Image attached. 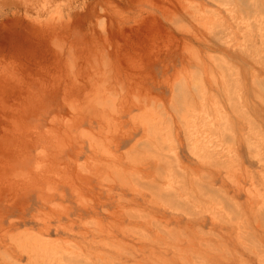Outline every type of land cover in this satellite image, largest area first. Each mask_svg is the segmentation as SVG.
Instances as JSON below:
<instances>
[{
  "label": "rangeland",
  "instance_id": "1",
  "mask_svg": "<svg viewBox=\"0 0 264 264\" xmlns=\"http://www.w3.org/2000/svg\"><path fill=\"white\" fill-rule=\"evenodd\" d=\"M263 8L0 0V264H264Z\"/></svg>",
  "mask_w": 264,
  "mask_h": 264
},
{
  "label": "bare ground",
  "instance_id": "2",
  "mask_svg": "<svg viewBox=\"0 0 264 264\" xmlns=\"http://www.w3.org/2000/svg\"><path fill=\"white\" fill-rule=\"evenodd\" d=\"M36 1H37V0H36ZM44 1H46V0H44ZM249 1H250V0H249ZM258 1H259V0H258ZM58 2H59V0H58ZM222 2H223V0H222ZM48 3H49V2H48ZM220 3H221V2H220ZM249 3H250V2H249ZM41 4H42V3H41ZM224 4H226V3H224ZM240 4H241V3H240ZM244 4H245V3H244ZM258 4H260V3H258ZM258 4H257V5H258ZM194 5H195V4H194ZM226 5H227V4H226ZM230 6H231V5H230ZM230 6H229V7H230ZM244 6H246V5H244ZM254 6H255V5H254ZM259 6H260V5H259ZM27 7H28V6H27ZM232 7H233V6H232ZM232 7H231V8H232ZM248 7H249V6H248ZM190 8H191V7H190ZM193 8H194V7H193ZM225 8H226V7H225ZM197 9H198V8H197ZM227 9H228V8H227ZM232 9H233V8H232ZM240 9H241V7H240ZM34 10H35V9H34ZM198 10H199V9H198ZM207 10H208V9H207ZM252 10H253V9H252ZM252 10H250V11H252ZM255 10H256V9H255ZM255 10H253V11H255ZM260 10H261V9H260ZM263 10H264V8H263ZM191 11H193V10L191 9ZM191 11H190V12H191ZM229 11H230V10H229ZM243 11H244V10H243ZM250 11H248V12H250ZM23 12H24V10H23ZM45 12H46V11H45ZM209 12H211V11H209ZM263 12H264V11H263ZM244 13H245V12H244ZM252 13H253V12H252ZM192 15H193V14H192ZM213 15L215 16V14H213ZM233 15H234V14H233ZM247 15H248V14H247ZM249 16H250V15H249ZM232 17H233V16H232ZM213 18H214V17H213ZM263 20H264V19H263ZM258 21H259V20H258ZM250 23H251V22H250ZM220 25H221V24H220ZM248 25H250V24H248ZM255 25H256V24H255ZM253 26H254V25H253ZM250 28H251V26H250ZM220 29H221V28H220ZM261 41H262V40H261ZM222 42H223V41H222ZM220 43H221V42H220ZM247 46H248V45H247ZM248 49H249V48H248ZM253 50H254V49H253ZM92 59H93V58H92ZM99 59H100V58H99ZM100 62H101V61H100ZM225 66H226V65H225ZM94 71H95V70H94ZM97 72H98V71H97ZM95 74H96V73H95ZM100 74H101V73H100ZM89 75H90V74H89ZM105 75H106V74H105ZM231 76H232V75H231ZM225 78H226V77H225ZM230 79H231V78H230ZM102 82H104V81H102ZM102 84H103V83H102ZM228 85H229V84H228ZM100 86H101V84H100ZM193 87H194V86H193ZM98 88H99V87H98ZM228 91H229V89H228ZM194 92H195V91H194ZM89 93H90V92H89ZM198 94H200V93H198ZM93 95H94V94H93ZM98 95H99V94H98ZM99 96H100V95H99ZM173 96H174V95H173ZM83 97H84V96H83ZM187 97H188V96H187ZM98 98H99V97H98ZM235 98H236V97H235ZM82 99H83V98H82ZM262 99H263V98H262ZM90 100H91V99H90ZM96 100H97V99H96ZM93 101H94V100H93ZM179 101H180V100H179ZM90 103H91V102H90ZM94 103H96V102H94ZM72 104H73V103H72ZM170 104H171V103H170ZM85 105H87V103H86ZM95 105H96V104H95ZM95 105H94V107H95ZM113 105H114V104H113ZM81 106H82V105H81ZM88 106H89V105H88ZM90 106H91V105H90ZM172 106H173V105H172ZM174 106H175V105H174ZM230 106H231V105H230ZM77 107H78V106H77ZM85 107H86V106H85ZM81 108H82V107H81ZM86 108H87V107H86ZM86 108H85V109H86ZM90 108H91V107H90ZM90 108H89V109H90ZM230 108H231V107H230ZM234 108H235V107H234ZM77 109H78V108H77ZM184 109H185V108H184ZM87 110H88V109H87ZM96 110H97V109H96ZM232 110H233V109H232ZM186 111H187V110H186ZM73 112H74V111H73ZM76 112H77V111H76ZM94 112H95V111H94ZM94 112H93V113H94ZM104 112H105V111H104ZM100 113L102 114V111H101ZM78 114H80V113H78ZM178 115H179V113H178ZM96 116H97V115H96ZM222 116H223V115H222ZM74 119H75V118H74ZM79 120H80V119H79ZM79 120H78V121H79ZM178 121H179V119H178ZM10 122H11V121H10ZM72 122H73V121H72ZM99 122H100V121H99ZM162 122H163V121H162ZM218 122H219V121H218ZM229 122H230V121H229ZM219 123H220V122H219ZM219 123H218V124H219ZM69 124H70V123H69ZM147 125H148V124H147ZM203 125H204V124H203ZM227 125H228V124H227ZM213 126H214V125H213ZM188 128H189V127H188ZM230 128H231V127H230ZM49 129H50V128H49ZM52 129H53V128H52ZM220 129H221V127H220ZM232 130H233V129H232ZM50 131H51V130H50ZM201 131H202V130H201ZM224 131H225V130H224ZM230 131H231V130H230ZM259 131H260V130H259ZM42 132H43V131H42ZM47 132H48V131H47ZM166 132H167V131H166ZM187 132H188V131H187ZM228 132H229V131H228ZM44 133H45V132H44ZM58 133H59V132H58ZM49 134H50V132H49ZM167 134H168V133H167ZM235 134H236V133H235ZM260 134H261V132H260ZM0 135H1V134H0ZM190 136H191V135H190ZM50 137H51V136H50ZM227 139H230V138H227ZM89 140H90V139H89ZM189 140H190V139H189ZM213 141H214V140H213ZM216 141H217V140H216ZM246 141H247V140H246ZM252 141H253V140H252ZM227 142H228V141H227ZM195 143H197V142H195ZM245 143H247V142H245ZM263 143H264V142H263ZM62 144H63V143H62ZM45 145H46V144H45ZM217 145H218V144H217ZM246 145H247V144H246ZM172 146H173V145H172ZM198 146H199V145H198ZM208 146H209V145H208ZM208 146H207V147H208ZM247 146H248V145H247ZM254 146H255V145H254ZM41 147H42V146H41ZM61 147H62V146H61ZM196 147H197V146H196ZM248 147H249V146H248ZM197 148H198V147H197ZM200 148H201V147H200ZM208 149H209V148H208ZM230 149H231V148H230ZM197 150H199V149H197ZM200 150H201V149H200ZM43 151H44V150H43ZM194 151H195V150H194ZM202 151H204V150H202ZM202 151H201V152H202ZM207 151H208V150H207ZM218 151H219V150H218ZM222 151H223V150H222ZM195 153H197V152H195ZM210 154H211V153H210ZM235 154H236V153H235ZM235 154H234V155H235ZM197 155H198V154H197ZM229 155H230V154H229ZM89 156H90V155H89ZM199 156H200V155H199ZM202 156H203V155H202ZM202 156H201V157H202ZM205 156H206V155H205ZM214 156H215V155H214ZM206 157H207V156H206ZM217 157H218V156H217ZM163 158H164V157H163ZM224 158H225V157H224ZM228 158H229V157H228ZM232 158H233V157H232ZM87 159H88V158H87ZM90 159H91V158H90ZM165 159H166V158H165ZM220 159H221V158H220ZM230 159H231V158H230ZM35 160H36V159H35ZM206 160H207V159H206ZM214 160H215V159H214ZM223 160H224V159H223ZM231 160H233V159H231ZM91 161H92V160H91ZM215 161H216V160H215ZM77 162H78V161H77ZM208 162H209V161H208ZM217 162H218V161H217ZM78 163H79V162H78ZM78 163L76 164L77 166H78ZM81 163H82V162H81ZM83 163H84V162H83ZM218 163H219V162H218ZM220 163H221V162H220ZM39 165H40V164H39ZM46 165H47V164H46ZM49 165H50V164H49ZM211 165H212V164H211ZM227 165H228V164H227ZM41 166H42V165H41ZM80 166H81V165H80ZM77 168H78V167H77ZM180 168H181V167H180ZM182 168H183V167H182ZM38 169H39V168H38ZM44 169H45V168H44ZM34 170H35V169H34ZM61 170H62V169H61ZM47 171H48V170H47ZM199 171H200V170H199ZM229 172H230V171H229ZM235 172H236V171H235ZM78 173H80V171H78ZM82 173H83V172H82ZM84 173H85V172H84ZM230 173H231V172H230ZM60 174H63V173H60ZM173 174H174V173H173ZM175 174H176V173H175ZM175 174H174V175H175ZM52 175H53V173H52ZM79 175H80V174H79ZM204 175H205V174H204ZM42 176H43V175H42ZM201 176H202V175H201ZM232 176H233V175H232ZM58 177H59V176H58ZM226 177H227V176H226ZM228 177H229V176H228ZM34 178H35V177H34ZM38 178H39V177H38ZM174 178H175V177H174ZM27 180H28V179H27ZM207 180H208V179H207ZM141 181H142V180H141ZM202 182H203V181H202ZM231 182H232V181H231ZM71 183H72V182H71ZM163 184H164V183H163ZM185 185H186V184H185ZM163 186H164V185H163ZM179 186H180V184H179ZM33 187H34V186H33ZM41 187H42V186H41ZM164 187H165V186H164ZM47 188H48V187H47ZM181 188H182V187H181ZM184 189H185V188H184ZM208 189H209V188H208ZM157 190H158V189H157ZM167 190H168V189H167ZM169 190H171V189H169ZM221 190H222V189H221ZM152 191H153V190H152ZM159 192H160V191H159ZM161 192H162V191H161ZM206 192H207V191H206ZM211 192H212V191H211ZM211 192H210V193H211ZM156 193H157V192H156ZM190 193H191V192H190ZM207 193H208V192H207ZM162 194H163V193H162ZM167 194H168V193H167ZM176 194H177V193H176ZM203 194H204V193H203ZM221 194H222V192H221ZM223 194H225V193H223ZM159 195H160V194H159ZM159 195H158V196H159ZM165 195H166V194H165ZM191 195H192V194H191ZM218 195H219V194H218ZM220 196H221V195H220ZM220 196H219V197H220ZM163 197H164V196H163ZM223 197H224V196H223ZM249 197H250V196H249ZM254 197H255V196H254ZM194 198H196V197H194ZM194 198H193V199H194ZM210 198H211V197H210ZM220 198H221V197H220ZM226 198H227V197H226ZM252 198H253V197H252ZM120 200H121V199H120ZM182 200H183V199H182ZM194 200H195V199H194ZM215 200H216V199H215ZM222 200H223V199H222ZM250 201H251V200H250ZM184 202H185V201H184ZM213 202H215V201H213ZM203 203H204V202H203ZM164 204H165V203H164ZM176 204H178V203H176ZM168 205H169V204H168ZM168 205H167V206H168ZM171 205H172V204H171ZM177 207H178V206H177ZM186 208H187V207H186ZM206 208H207V207H206ZM208 208H209V207H208ZM211 208H212V207H211ZM212 209H213V208H212ZM212 209H211V210H212ZM208 210H209V209H208ZM213 210H214V209H213ZM194 211H195V210H194ZM194 211H193V212H194ZM125 212H126V211H125ZM134 212H135V211H134ZM181 212H182V211H181ZM233 212H235V211H233ZM196 213H197V211H196ZM198 214H199V213H198ZM237 215H238V214H237ZM237 215H236V217H237ZM220 216H221V215H220ZM231 216H232V214H231ZM144 217H145V216H144ZM39 218H40V217H39ZM221 218H222V217H221ZM224 218H225V216H224ZM234 219H235V218H234ZM262 219H263V217H262ZM221 220H222V219H221ZM230 220H232V219L230 218ZM235 220H237V219H235ZM235 220H234V221H235ZM39 221H40V220H39ZM42 221H43V220H42ZM226 221H227V220H226ZM226 221H225V222H226ZM91 222H92V221H91ZM99 223H100V222H99ZM230 223H231V222H230ZM233 223H235V222H233ZM256 224H257V223H256ZM83 225H84V224H83ZM158 225H159V224H158ZM161 225H162V224H161ZM258 225H259V224H258ZM154 226H155V225H154ZM239 227H240V226H239ZM86 228H87V227H86ZM158 229H159V228H158ZM5 230H6V229H5ZM93 230H94V229H93ZM161 230H162V229H161ZM172 231H173V230H172ZM169 232H171V231H169ZM181 233H182V230H181ZM245 233H246V232H245ZM172 234H173V233H172ZM160 235H161V234H160ZM176 235H177V234H176ZM179 235H180V234H179ZM183 235H184V234H183ZM246 235H247V234H246ZM23 236H24V235H23ZM214 236H215V235H214ZM239 236H240V235H239ZM243 236H244V235H243ZM246 237H247V236H246ZM248 237H249V236H248ZM248 237H247V238H248ZM251 237H252V234H251L250 238H251ZM173 238H176V237H173ZM242 238H243V237H242ZM29 239H30V238H29ZM57 239H58V238H57ZM248 239H249V238H248ZM168 240H169V239H168ZM188 240H189V239H188ZM249 240H252V239H249ZM253 240H254V239H253ZM254 241H256V240H254ZM19 242H20V241H19ZM66 242H67V240H66ZM206 242H207V241H206ZM256 242H257V241H256ZM2 243H3V242H2ZM22 243H23V242H22ZM63 243H64V242H63ZM120 243H121V242H120ZM251 243H252V242H251ZM18 244H19V245H22V244H20V243H18ZM72 244H73V243H72ZM110 244H111V243H110ZM258 244H259V243H258ZM15 245H16V243H15ZM66 245H67V244H66ZM122 245H123V244H122ZM249 245H250V244H249ZM252 245H253V243H252ZM254 246H255V245H254ZM33 247H34V246H33ZM259 247H260V246H259ZM17 248H18V247H17ZM38 248H39V247H38ZM58 248H59V247H58ZM34 249L36 250L37 247H34ZM41 249L44 250V249H46V247H42ZM55 249H56V248H55ZM78 249L80 250V248H78ZM257 249H258V248H257ZM35 250H34V251H35ZM57 250H58V249H57ZM57 250H56V251H57ZM65 250H66V249H65ZM213 250H214V249H213ZM45 251H46V250H45ZM56 251H55V252H56ZM257 251H258V250H257ZM80 252H82V251H80ZM260 252H261V251H260ZM75 253H76V252H75ZM75 253H74V254H75ZM28 254H29V253H28ZM35 254H36V253H35ZM77 254H78V253H77ZM83 254H84V253H83ZM90 254H91V253H90ZM43 255H45V254H43V252H42V253H41V258H42ZM46 255H47V254H46ZM3 256H4V255H3ZM8 258H9V257H8ZM44 258H45V256L43 257V259H44ZM66 258H67V256H66ZM74 258H75V257H74ZM79 258H80V257H79ZM79 258H78V259H79ZM98 258H99V257H98ZM33 259H34V257H33ZM35 259H36V258H35ZM35 259H34V260H35ZM46 259H47V258H46ZM10 260H12V259H10ZM10 260H9V261H10ZM38 260H40V262L42 261V259H40V256H39ZM15 261H16V260H15ZM44 261H45V260H44ZM69 261H70V260H69ZM11 262H12V261H11ZM13 262H14V261H13ZM16 262H17V261H16ZM34 262H35V261H34ZM40 262H39V263H40ZM85 262H86V261H85ZM85 262H84V263H85ZM99 262H100V261H99ZM112 262H114V261H112ZM115 262H116V261H115ZM115 262H114V263H115ZM39 263H36V264H39ZM41 263H42V262H41ZM48 263H49V262H47V264H48ZM101 263H102V261H101ZM119 263H120V261H119ZM20 264H21V263H20ZM69 264H70V263H69ZM81 264H82V263H81ZM121 264H122V263H121Z\"/></svg>",
  "mask_w": 264,
  "mask_h": 264
}]
</instances>
